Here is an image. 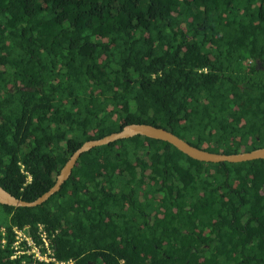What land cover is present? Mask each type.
<instances>
[{"label":"trees","instance_id":"1","mask_svg":"<svg viewBox=\"0 0 264 264\" xmlns=\"http://www.w3.org/2000/svg\"><path fill=\"white\" fill-rule=\"evenodd\" d=\"M128 123L212 152L264 146V0H0V186L33 200ZM0 208V264L30 259L11 258L13 227L38 224L57 261L264 264L262 158L134 135L82 153L41 205Z\"/></svg>","mask_w":264,"mask_h":264},{"label":"water","instance_id":"2","mask_svg":"<svg viewBox=\"0 0 264 264\" xmlns=\"http://www.w3.org/2000/svg\"><path fill=\"white\" fill-rule=\"evenodd\" d=\"M134 135H143L150 138L167 141L179 149L182 153L191 158L205 162H242L255 159H264V146L256 147L248 151L235 153L212 152L201 147H197L172 131L148 123H128L117 131H112L98 138H91L82 142L68 157L63 166L58 171L54 183L42 194L33 200L27 201L18 198L0 186V204L34 207L44 203L52 194L56 193L61 185L69 178L72 168L79 156L89 151L93 147L105 145L116 140L129 138Z\"/></svg>","mask_w":264,"mask_h":264},{"label":"built area","instance_id":"3","mask_svg":"<svg viewBox=\"0 0 264 264\" xmlns=\"http://www.w3.org/2000/svg\"><path fill=\"white\" fill-rule=\"evenodd\" d=\"M13 232L14 240L12 241L13 253L11 258L25 254L30 257V259L22 260L25 264H35L37 260H51L58 264H74L71 259L67 261L56 260L51 250L50 238L43 229V225L38 224L35 236L29 231L28 225L14 226Z\"/></svg>","mask_w":264,"mask_h":264},{"label":"flooded vegetation","instance_id":"4","mask_svg":"<svg viewBox=\"0 0 264 264\" xmlns=\"http://www.w3.org/2000/svg\"><path fill=\"white\" fill-rule=\"evenodd\" d=\"M206 207V206H205ZM204 209L206 210L207 208ZM213 221H208L207 224H206V228H205V237H204V242H205V246L206 248L209 247V244L208 242L210 241V238H211V225H212Z\"/></svg>","mask_w":264,"mask_h":264},{"label":"rangeland","instance_id":"5","mask_svg":"<svg viewBox=\"0 0 264 264\" xmlns=\"http://www.w3.org/2000/svg\"><path fill=\"white\" fill-rule=\"evenodd\" d=\"M0 213H1V208H0Z\"/></svg>","mask_w":264,"mask_h":264}]
</instances>
